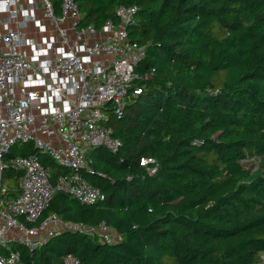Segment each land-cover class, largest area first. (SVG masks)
Here are the masks:
<instances>
[{
	"label": "trees",
	"instance_id": "obj_1",
	"mask_svg": "<svg viewBox=\"0 0 264 264\" xmlns=\"http://www.w3.org/2000/svg\"><path fill=\"white\" fill-rule=\"evenodd\" d=\"M61 0H52L56 7ZM82 24L117 20L146 45L135 81L141 93L105 126L116 152H87V181L105 195L82 203L57 190L42 215L113 227L120 240L62 232L29 251L25 264H53L71 253L79 264H255L264 252V0H75ZM148 75L144 78V75ZM36 153L55 182L65 168L31 142L3 157V197L17 192L14 155ZM155 161L154 172L139 164ZM251 159L256 170L246 169ZM13 179L15 187L3 185Z\"/></svg>",
	"mask_w": 264,
	"mask_h": 264
},
{
	"label": "built area",
	"instance_id": "obj_2",
	"mask_svg": "<svg viewBox=\"0 0 264 264\" xmlns=\"http://www.w3.org/2000/svg\"><path fill=\"white\" fill-rule=\"evenodd\" d=\"M0 175L11 146L31 142L65 168L55 182L36 153L9 159L18 172V192L3 197L0 187V264H25L17 246L29 251L62 232L120 240L117 231L101 222L90 226L42 215L55 191L67 192L82 203L103 200L104 193L83 174L93 147L118 151L121 141L105 126L108 108L122 113L131 96L141 93L135 81L146 45L132 41L126 28L134 5L118 4L117 20L99 27L83 25L75 0H0ZM148 75H144L146 78ZM139 164L154 172L155 161ZM90 171V170H89ZM79 264L71 253L57 263ZM255 264H264L260 252Z\"/></svg>",
	"mask_w": 264,
	"mask_h": 264
},
{
	"label": "rangeland",
	"instance_id": "obj_3",
	"mask_svg": "<svg viewBox=\"0 0 264 264\" xmlns=\"http://www.w3.org/2000/svg\"><path fill=\"white\" fill-rule=\"evenodd\" d=\"M258 165L259 161L257 159H251V162L245 163V168L256 170L258 168ZM15 182L17 181L15 180ZM15 182L13 181V179L8 178L3 180V185L7 186L10 184L12 187H15Z\"/></svg>",
	"mask_w": 264,
	"mask_h": 264
},
{
	"label": "clouds",
	"instance_id": "obj_4",
	"mask_svg": "<svg viewBox=\"0 0 264 264\" xmlns=\"http://www.w3.org/2000/svg\"><path fill=\"white\" fill-rule=\"evenodd\" d=\"M8 2H11V0H8ZM6 10V5L4 3H0V11Z\"/></svg>",
	"mask_w": 264,
	"mask_h": 264
}]
</instances>
